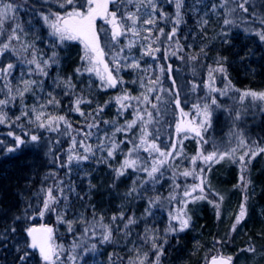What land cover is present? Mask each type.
Instances as JSON below:
<instances>
[{
  "label": "trees",
  "instance_id": "16d2710c",
  "mask_svg": "<svg viewBox=\"0 0 264 264\" xmlns=\"http://www.w3.org/2000/svg\"><path fill=\"white\" fill-rule=\"evenodd\" d=\"M195 1L199 8L206 7L212 13L210 32L205 38L207 47L205 52H200L199 57L196 58L187 54L191 43L190 37L196 33H198V39L201 36L197 29V21L193 20L195 18L190 0L182 1L180 9L182 20L178 26L174 24L176 17H173L176 15V7L171 8V12L169 11L166 17V24L162 26L165 29L164 36L159 37L155 47L159 49L160 72L169 76L170 80H175L174 88L167 82L166 85L169 86L170 92L175 91L183 113L194 109L195 112L192 113L195 122L198 123L200 115L197 106L199 109L201 106L204 108L206 104L209 106L210 116L208 123L204 126L206 156L214 151L212 133L217 122V114L214 112L222 99L220 97L222 92L227 94V99L236 100L230 103L235 104L233 108H230V116L233 122L238 123L237 129L242 136L246 137L249 131L253 136L256 134L254 129L251 130L248 117L246 118L245 113H237L236 107L244 105L246 101L244 99L247 97L244 95L245 92H264V40H261L257 34L264 31V27L260 24V20L264 19V2L261 6H256L255 0H247V3L245 0ZM4 2L12 4L15 11L24 8L25 12L21 16L26 14L30 17L54 18V14L57 13L64 15L58 0H4ZM78 3H83V0H78ZM238 3H243L248 11H242ZM110 5L109 10L115 11L119 16L121 13L126 15L134 9V3H127L125 0H117L115 4ZM15 11L0 26V47L5 44L3 42H7V37V44H9V49L0 54V69L8 64L13 65L7 80L0 78V100L8 99L10 102L13 101V82L19 72L28 67L29 61L25 49H17L9 39V28L17 22ZM217 15H220L219 22H217ZM226 19L232 23L225 24ZM174 26L176 33L169 40L167 36ZM96 29L103 40L104 48L109 51L108 45L111 43L108 38L104 39L105 35L101 32V20H96ZM155 34L158 36L157 32ZM62 46L64 45L59 43L53 49L61 57V61L66 62L72 59L74 54L72 52L68 54L67 48ZM43 53L47 54L48 50H44ZM33 65L29 64L30 67ZM86 66V62L82 60L78 68L81 71L78 73L76 61L69 62L67 65L68 74L73 75L77 80V85L67 94L63 100L65 105L57 115L64 117L67 124L64 120L56 119L40 130V127L28 128L20 124V120L0 123V264H28L30 255L27 260H20L17 254L10 256V251L19 238L26 235V229L33 225L51 226L55 229L56 242H60L63 247L62 264L86 262L93 248H100V250L104 248L103 255L108 256L104 264H136L127 255L128 252H124L120 246L123 244V247H126L124 245L127 241L142 245L149 254L145 264H206L212 256L222 253L217 247L203 256V252L207 250L205 242H209L207 239L209 240L210 237L211 240L213 239L211 233L207 234L206 239V236L201 234V230L198 232V228L196 233L193 228L191 230L186 228L183 231L167 230L173 224V221L170 224L167 220L172 213L181 212L182 208L180 202L175 203L174 198H169L172 192L170 178L172 169H169L171 163L161 167L154 178L136 169L126 170L123 175L117 176L116 169L121 166V159L127 151L126 148L123 152L120 149L115 150L114 154H118L120 159L113 155L109 159L104 158L106 162L103 164V158L99 153L93 155L91 151L85 152L84 147L81 146V142L89 146L90 143L85 134L95 131L96 124L101 130L106 129L105 120L93 122L95 118L97 121L105 110L108 112L111 109L116 112L120 109V105L115 100L118 97L115 92L117 88H104L101 82L95 79L92 85L90 82L82 81L84 79L82 75H89L84 71ZM220 66L225 69V72L217 71ZM210 70L213 72V87L221 91H209ZM197 86L198 89L195 90ZM77 98L82 101L79 105V113L75 110ZM213 99L216 101L215 104L212 103ZM260 101L263 100L260 99ZM16 103L21 104V100H17ZM238 103L240 105H237ZM8 107V105L0 106V110L6 114L11 110ZM101 108L103 110L98 111ZM164 108L168 119L171 115L168 110L174 112L175 107L171 106L170 102H165ZM227 108L229 109V105ZM129 110L132 111V109ZM81 113H83V119L74 118L77 114L82 116ZM108 118L111 120V116ZM151 122V125L156 126L158 134L155 135L154 130H149L154 136L150 143L156 142L160 150L165 152L169 150L171 144L178 143L179 136L177 137L172 126L166 127L167 120L163 122L161 114L154 117ZM89 125L94 126L89 128ZM111 127L108 126V137L112 136L109 133ZM261 133L264 135L263 128ZM33 135L38 137L37 141L31 140ZM124 135L127 136L128 133L124 132ZM16 137H20L25 143L17 146ZM121 137L123 134L117 137L118 142L125 140V137L120 140ZM73 139L76 141L75 145H73ZM39 142L46 147L38 150L34 143ZM9 148L15 151H7ZM70 155L74 157L71 161L68 159ZM85 155L87 159L75 158ZM140 155L143 165H147L145 162L153 159V156H149L143 148L140 149ZM211 165L212 162L205 163L201 159L195 167L197 171L201 168L208 170ZM262 185L264 186L263 182ZM49 189L56 200L50 203L48 210H45L44 202L48 200ZM150 201H152L151 204ZM144 207L151 209L152 213L147 222L139 223L138 219V222L134 223L129 231L127 230L126 235V223L130 219H143ZM63 208L66 214L78 213L83 216V219L73 220L71 224L58 230L59 223L55 215ZM178 209H180L179 212ZM41 211L44 213L43 216L39 214ZM117 214L118 218L113 219L117 217ZM72 216L67 218L71 219ZM121 219L123 221L120 224ZM206 222H209V219ZM106 226V230L111 231L108 241L103 240L105 234L102 230ZM70 227L71 231H69ZM13 228L15 232L11 230ZM94 230L99 232L92 238L91 231L94 232ZM152 230L157 231L155 238L151 235ZM158 249H162V252L158 253Z\"/></svg>",
  "mask_w": 264,
  "mask_h": 264
},
{
  "label": "rangeland",
  "instance_id": "374dc122",
  "mask_svg": "<svg viewBox=\"0 0 264 264\" xmlns=\"http://www.w3.org/2000/svg\"><path fill=\"white\" fill-rule=\"evenodd\" d=\"M125 1L127 3H134V9L128 13H133L139 18L138 26L140 37L149 35L145 29L150 28L151 40L153 41L152 48L156 49L155 44L158 40L157 37L161 38L164 36L165 29L162 28V26L163 24H166V17H168L169 11L171 12V8L176 7V0ZM190 2L193 10L192 14L195 18L193 20L194 22L195 20L197 21V29L199 30L198 32L201 36L198 39V33H196L194 36L197 39H195L194 36L190 37L191 43L188 46L187 54L196 58L200 52H205V38L210 32L212 13L207 10L206 7L199 8L195 0H190ZM263 2L264 0H255L256 6H261ZM58 3L60 7L63 8L62 14H65L66 11H70L72 9L71 5L64 4V0H58ZM110 4L109 8L111 6ZM153 5L155 7H153ZM24 12V8H19L15 11L17 22H14V24L9 28L10 37H12L10 39L11 43H14L19 50L25 49L24 51L29 56V61L35 59L40 62L42 66L44 61H48V66L45 67L47 75H40L35 71V65L30 67L29 63L28 67L25 68L24 71L19 72L13 82V101L8 104V108L11 110L6 113L8 117L6 122L11 120H20V124H24L28 128L40 127V130H42L41 128L50 124V120L53 122L59 118L57 115L65 105L63 104V100L77 85L75 77L66 72V66L69 62L76 61V69L79 68V63L82 61L81 57L83 56V45L79 41H65L60 43L58 37L51 35L52 30L48 26V22H46L43 17H30L26 14L21 16ZM127 14L125 16H127ZM117 16L121 17L118 13ZM173 17H176V15H173ZM216 17L217 22H219L218 19L220 18V15H217ZM49 19L51 20L54 18ZM97 19L101 20V32L105 35L104 39L108 38L109 42L112 44L110 33L106 35L110 25H108L102 18ZM149 19L155 20V24H144V21ZM13 29H15V35L19 36V39H16L13 36ZM159 29H163V34H160ZM156 32L158 36H156ZM97 33L99 35V31H97ZM140 37H137V43L130 51L125 49L124 53H122V56L129 57L127 63H132L133 61L131 58H135V60L139 63V67L121 68L118 78L122 80V83L117 84L115 92H117V96L127 94L130 97H139L141 99L139 101L136 99L130 100L128 102L130 106L123 111L118 109L115 112L110 109L107 112V110H105L104 113H101L102 117L97 118V121L95 118L93 122L105 120L104 127L106 129L101 130L98 128V124H96L97 129L95 131L87 132L88 142L90 143L89 146L92 149L91 153L93 155L99 153V155L103 158V164L106 162L104 158L109 159L107 156V149L109 146L108 138L112 137V139L119 144L118 149L122 152L125 148L127 149L121 159L122 161L125 159V155L127 154L126 152H128L133 145L127 142L121 144L118 142L117 137L119 138L120 135L123 134V137H125V140L123 141H134L138 143L139 139L136 140L135 138H139L140 135L139 123L136 127H133L130 131L126 132L128 133L127 136L124 135V132L115 131L117 127H121L125 125L126 122H130L135 118V110L137 108L140 109L142 113L145 111L150 112L152 114V119L161 114L163 122L167 120L166 127L172 126L175 134L176 124L180 122L181 119H183L185 123L189 121L195 122L193 114L195 112L194 109L184 111V113H187L188 115L183 117L181 116L182 106L180 102L178 106L175 103L176 100H178L176 99V95L174 93L175 91L170 92L169 86L166 85L167 82L169 85L172 84L174 88L175 80H170L169 76L160 72L158 60L159 51L154 52V56L151 57L147 54H143L145 52V48L141 46ZM129 39L130 37L128 36L119 37L118 46L113 45L112 52H118L119 48L124 47L128 43ZM99 40L101 47L104 48L101 37H99ZM59 43L64 45L62 46L63 48H67L68 54H70V52L74 54L72 59H68L66 62L61 61V57L58 56L56 51L53 49L54 47H57ZM143 43L146 44L147 42L144 41ZM44 50H48V53L44 54ZM104 51L105 53H109V51L105 48ZM53 53H55L54 57ZM105 59L109 61V66L112 67L110 55H106ZM154 61H156L157 64ZM88 74V76L82 75L84 78L82 81L84 80L85 82H90L92 85L94 79L99 80V78L94 74ZM23 80H34L37 83L32 85L31 90L24 92L21 97L18 93L23 91ZM149 89L154 90L149 91ZM197 89L198 86L195 87V90ZM144 95L148 96V101H143L142 97ZM220 97L222 99L218 102V108L214 112L217 114V122L212 133L214 144L213 152L226 153L231 152L232 149H236V151L231 153L230 156L220 159L218 162H212V165L208 170L201 168L203 171H201V169L197 171L195 166L201 162V159L198 158L196 163L192 164L191 158L197 156L198 153L205 155V128H201L202 138L197 137L194 134H188V137L184 139V133H180L179 137L177 135V145L179 146L182 142L183 152L180 155H174L170 159L171 166H169V169H172L170 176L172 181V192L169 198H174L175 203L180 202L182 204L181 211L186 213V218L189 220L188 227L186 228H189V230L193 228L195 233L198 229V232L201 230V234H204L206 239L207 234L211 233L210 235L213 239L211 240L210 237L209 240L207 239L209 242L204 241L206 243L207 250L203 252V256L218 247L224 255L233 259V264H264V186L262 185V182L264 183V152L258 151V149L264 148V135L261 133V128L264 129V100L260 101V98L253 99L252 96L249 95L245 97L244 101H246L243 106L236 107L238 108L237 113H245L246 118L248 117L251 130L254 129L257 134H254L253 136L252 132L249 131L248 135L244 137L237 129L238 123L233 122L232 117L230 116V108L235 106V104L230 103L231 101L236 100L234 98L227 99L226 93H223ZM17 100H21V104L16 103ZM49 100H54L58 103H48ZM165 102H170V105L175 107L174 112L168 110L169 114H171L168 119L166 116V109L164 108ZM153 105H155V107H153ZM228 105L229 109L227 108ZM237 105L240 104L238 103ZM129 109H132V111ZM202 110L203 107L201 106L199 112L200 118L198 119V123L195 122L197 125H199L204 119ZM24 112H27V116L23 115ZM76 112L79 113L78 111ZM191 114L193 116H191ZM37 115H40L39 120L36 119ZM109 116H111V120H108L110 119L108 118ZM17 117H19V119H17ZM82 117L83 115H74V118L77 120L83 119ZM145 118L147 119L146 116ZM41 124L44 126L41 127ZM151 124L152 122L148 124V131L154 130L155 135L158 134L156 126ZM108 126H112L109 128V133L112 134L111 137L107 136ZM114 133L115 135H113ZM151 135L148 138L149 142L152 138L154 139V136ZM123 137H121L120 140L123 139ZM102 140L105 144L104 151H100L98 149V145ZM241 140L245 142L246 146L240 144ZM40 142L34 143V146H36L38 150L46 147L45 144ZM249 149L256 151L257 154L251 158H249V156H245V167L243 172L244 180L241 181V165L238 162V158L244 155ZM137 155L139 157L140 164L143 165L141 163L143 161L140 157V150ZM114 157L120 159L119 155H116V153L114 154ZM193 169H195L196 175L184 176L182 174L186 170L193 171ZM127 170L132 169L129 168ZM136 170L140 171L139 168ZM197 177H202L203 179L204 192L201 194L197 191L196 193H193V196H203L204 198L193 200L190 197H184L183 193L186 189H190L193 185L200 183V180ZM168 202H170V200ZM242 205L245 210V215L239 223H237V217L241 211ZM64 210V208L59 210L55 215L59 223V227L57 228L58 230H61V228L65 225L71 224L73 220L79 221L83 219L81 214L72 212L66 214ZM150 210L144 207L143 211L145 213V217L143 219H132L133 223H126V235L134 223L138 222V219L139 223L147 222L149 216L152 214ZM179 210L180 209L177 211L179 212ZM176 214L177 213H172L170 219L167 220V223L171 224L173 221V224L171 225L176 226L177 222L172 220V216ZM70 216L73 218H67ZM117 218L118 214L115 220ZM207 219H209L210 223L206 222ZM122 221L123 219H121L119 223L121 224ZM107 226L102 230L104 234L107 233ZM233 226H235L234 230ZM50 228L53 229V240L55 244L61 245L60 242H56L55 229L51 226ZM97 232H99V230H94V232L91 231L92 238ZM156 232V230H152L151 235L154 236ZM29 243L30 238L26 233V235L21 236L16 242L14 248L10 251V256L17 254L19 255L20 260H27V257L30 255L27 261L28 264H44V261L40 257L39 253L36 250L28 248ZM120 246L124 249V252H128L127 255L130 256L136 264L146 263L145 261L149 257V254H147L141 244H138L137 242L133 243V241H127L124 245L126 247H123V244H120ZM91 251L92 252H90L87 261L84 263L80 262L78 264H104V261H107L108 256L103 255L104 248L102 250H100V248H93ZM62 252L63 247L60 251V262H62Z\"/></svg>",
  "mask_w": 264,
  "mask_h": 264
},
{
  "label": "snow or ice",
  "instance_id": "6c2138e0",
  "mask_svg": "<svg viewBox=\"0 0 264 264\" xmlns=\"http://www.w3.org/2000/svg\"><path fill=\"white\" fill-rule=\"evenodd\" d=\"M117 0H83V3H78V0H64V4L71 5L72 9L70 11H66L64 15H60L59 13L54 14V19H49V17L45 16L43 19L48 22V26L50 27L51 35L58 37L60 43H63L65 41H79L83 45V56L81 59L86 62V67L84 68L85 72L92 73L96 77L99 78L101 85L103 87H116L118 83H122V80L118 78L119 71L122 67H133L138 68L139 63L135 60V58L132 59V63H127L129 60L128 56H122V53H124L125 49L131 50L132 47L135 46L137 43V37H140V31L138 26V17H136L133 13H128L127 16H125L123 13H121V17H117V13L115 11H109V4H115ZM245 3H247V0H245ZM182 6V0H176V18L174 21V24L178 26L181 23L182 17L180 15V9ZM63 7V5H62ZM153 7H155L153 5ZM238 7L244 11L247 12L248 9L244 7L243 3H238ZM15 11V8L12 4L4 2V0H0V26L3 25L4 21L10 18V14ZM97 18H102L108 25H110V28L107 30L106 35L110 33V39L112 44L108 45L109 47V53H105L104 48L101 47L99 35L97 33L96 29V20ZM225 24H230L232 21L225 20ZM144 24L146 25H154L155 20L149 19L145 20ZM260 24L262 27H264V19L260 20ZM145 31L149 33V35L140 37L141 46L145 48V52L143 54H147L149 56H154V52H158L159 49H153L151 40V29L146 28ZM160 34H163V29H159ZM176 33V27L174 26L171 30V32L168 34L167 39L171 40L173 36ZM260 36L261 40H264V31H260L257 33ZM13 36L16 39H19V36L15 35V29H13ZM121 36H128L130 37L128 43L124 46L119 48L118 52H112L111 48L113 45L118 46V38ZM12 37H9L11 39ZM159 39V37H157ZM146 41L147 43H143ZM9 49V44L5 43L2 47H0V54H3L5 50ZM142 54V55H143ZM106 55H110V60L112 67L109 66V61L105 59ZM175 55V53H173ZM55 56V53H53V57ZM51 59V58H50ZM29 64L35 65V71L38 72L40 75H47V72L45 71V67L48 66V61L43 62V66L40 62L33 59L32 61L28 62ZM13 68L12 64H8L3 69H0V78H3L7 80L9 71ZM170 70V66H169ZM81 70L77 69V72L79 73ZM161 71L163 72V68H161ZM217 71L219 72H225V69L220 66ZM115 73V75H114ZM37 82L34 80H23V91H20L18 95L21 97L23 96L24 92L30 91L31 86L36 84ZM214 79H213V72L212 70L209 71V84L208 88L209 91H221L219 89H216L213 87ZM71 86V85H69ZM154 89H149V91H152ZM9 92H11V89H9ZM223 94V92L221 93ZM245 96H252L253 99L260 98L264 100V92L256 93V92H245ZM132 99L140 100L139 97H130L127 94L123 96H118L115 98L116 102L120 105V110H125L129 105V101ZM143 101H148V96L144 95L142 97ZM8 99L0 100V106H7L9 104ZM81 99L77 98L75 101L76 111H80L79 105L81 104ZM48 103H58L54 100H49ZM177 106L179 105V100H176L175 102ZM212 103L215 104V99L212 100ZM155 107V105H153ZM208 105H204V108L202 110L203 115V121L197 125L195 122L189 121L185 123L183 119H181L180 122L176 124L175 131L177 135L179 136L180 133H184V139L188 137V134H194L197 137L202 138L201 134V128H203L208 123V117L210 116V113L208 111ZM103 109H98V111H102ZM198 113L200 112L199 107L197 106ZM24 116H27V112L23 113ZM83 115V113H81ZM187 113H183V110H181V116H187ZM147 117V119L145 118ZM8 119L7 115L0 110V123H5ZM19 119V117H17ZM36 119H40V115L36 116ZM55 119V118H54ZM58 119L64 120L67 124V121L64 117H59ZM152 120V114L150 112H141L140 109L135 110V118L130 121L126 122L125 125L121 127H117L115 129L116 132H128L133 127H135L138 123L140 125V135L138 143L134 141H120V143H130L133 145L131 147L127 154L125 155V159L122 161L121 166L119 169H116L117 176L123 175L124 172L131 168V169H138L145 172L150 178H154V175L158 173L165 164L170 163V159L173 157V155H180L183 152L182 148V142L178 146L176 143H173L170 145L169 150L167 152L161 151L159 146L155 144L154 142H149V136L151 133L148 131V124ZM51 123V120L49 121ZM107 123V122H106ZM41 127L44 125L41 124ZM94 125H89V128H92ZM87 135V134H85ZM115 135V133L113 134ZM17 146L22 145L25 143L23 139L20 137H16ZM109 139V146L107 149V156L113 157L114 152L116 149L119 148V144L112 138ZM32 141H37L38 137L33 135L31 136ZM76 141L73 139V145H75ZM241 145H245V142L243 140L240 141ZM81 146L84 147L85 152L92 151L90 146H85L83 142H81ZM246 146V145H245ZM143 148L145 152L149 154V156H153V159L150 162H145L148 166H144L140 164L139 157L137 153L139 150ZM98 149L100 151H104L105 144L103 140L98 145ZM7 151L12 152L15 151L13 148L7 149ZM236 149H232L231 152L226 153H217L212 152L208 155H203L202 153H198L197 156L191 158L192 164L196 163V160L202 159L205 163L208 162H218L220 159H224L226 156H230L231 153H234ZM260 152H264V148L258 149ZM256 151H253L252 149H249L247 152H245L244 155L240 156L238 158V162L241 165V181L244 180L243 172L245 167V156H249V158L254 157L256 155ZM74 157L69 156V161H71ZM76 159H87V156L84 157H75ZM201 171H203L201 169ZM184 176H193L196 175L195 169L193 171H185L182 173ZM200 180L199 184L193 185L190 189H186L183 193L184 197H190L191 199H200L204 198L203 196H193V193H196L199 191L201 194L204 192V182L202 177H197ZM246 183V182H245ZM135 190V189H133ZM56 200V197L52 195L51 189L48 191V200L44 202V209L48 210L50 203H53ZM150 204L152 201L149 202ZM41 216H43V211L39 213ZM245 215V210L243 208V205L241 206V211L237 217V223L243 218ZM19 219V218H17ZM115 219V217L113 218ZM172 220L177 222L176 226L169 227L168 231H183L186 227H188L189 220L186 218V213L183 211L177 213L176 215L172 216ZM129 224L133 223V221L130 219L128 221ZM235 226H233L234 230ZM13 232H15V228L11 229ZM69 231H71V227L69 228ZM87 231V230H86ZM27 235L30 238V243L28 244V248L32 250H38L40 257L44 261V264H62L60 262V251L62 250L61 245L55 244L53 240V229L46 227V226H40L38 227H28L26 229ZM111 237V231H107L105 235H103V240L108 241ZM154 247H156L155 244H153ZM95 247V246H93ZM162 252V249H158V253ZM231 257H216L213 256L211 258L210 264H231ZM159 260V254L157 255V261Z\"/></svg>",
  "mask_w": 264,
  "mask_h": 264
},
{
  "label": "water",
  "instance_id": "95a60500",
  "mask_svg": "<svg viewBox=\"0 0 264 264\" xmlns=\"http://www.w3.org/2000/svg\"><path fill=\"white\" fill-rule=\"evenodd\" d=\"M34 227H40L41 225H33ZM32 226V227H33ZM46 227H48V226H46ZM38 251V250H37ZM216 257H224V258H227V256H224V255H222V254H219V255H217ZM212 258V257H211ZM211 258H210V260L208 261V263L207 264H210V261H211ZM231 264H232V260H231Z\"/></svg>",
  "mask_w": 264,
  "mask_h": 264
},
{
  "label": "bare ground",
  "instance_id": "6f19581e",
  "mask_svg": "<svg viewBox=\"0 0 264 264\" xmlns=\"http://www.w3.org/2000/svg\"><path fill=\"white\" fill-rule=\"evenodd\" d=\"M66 72H67V66H66ZM68 73V72H67Z\"/></svg>",
  "mask_w": 264,
  "mask_h": 264
},
{
  "label": "flooded vegetation",
  "instance_id": "af4514ba",
  "mask_svg": "<svg viewBox=\"0 0 264 264\" xmlns=\"http://www.w3.org/2000/svg\"><path fill=\"white\" fill-rule=\"evenodd\" d=\"M111 88H113V87H111ZM114 88H116V87H114ZM114 88H113V89H114Z\"/></svg>",
  "mask_w": 264,
  "mask_h": 264
}]
</instances>
